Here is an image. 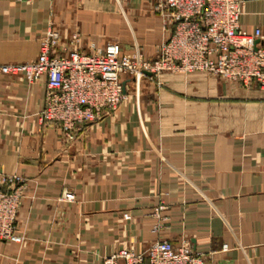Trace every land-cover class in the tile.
<instances>
[{
	"label": "crops",
	"instance_id": "obj_1",
	"mask_svg": "<svg viewBox=\"0 0 264 264\" xmlns=\"http://www.w3.org/2000/svg\"><path fill=\"white\" fill-rule=\"evenodd\" d=\"M241 25L264 32V0H244ZM50 27L62 48L147 58L172 31L151 0H0V65L36 59ZM125 83L127 101L69 140L41 120L45 79L0 76V172L26 179L24 241L0 242V264H103L158 240L264 264V91L202 72Z\"/></svg>",
	"mask_w": 264,
	"mask_h": 264
},
{
	"label": "built area",
	"instance_id": "obj_2",
	"mask_svg": "<svg viewBox=\"0 0 264 264\" xmlns=\"http://www.w3.org/2000/svg\"><path fill=\"white\" fill-rule=\"evenodd\" d=\"M151 1L165 25L172 26L153 58L141 51L125 53L119 43L91 52L62 48L59 32L50 27L36 59L2 64L0 76H24L30 83L45 79L48 92L41 120L58 126L69 140L127 101L128 78L154 80L165 72H202L264 91V32L242 28L244 0ZM25 196L24 177L0 172V242L24 241L17 220ZM62 200L74 202L75 196L66 192ZM228 250L225 244L223 251ZM103 264H207V258L188 242L158 240L142 253L121 248L106 256Z\"/></svg>",
	"mask_w": 264,
	"mask_h": 264
},
{
	"label": "rangeland",
	"instance_id": "obj_3",
	"mask_svg": "<svg viewBox=\"0 0 264 264\" xmlns=\"http://www.w3.org/2000/svg\"><path fill=\"white\" fill-rule=\"evenodd\" d=\"M137 51H139V50H137ZM135 52H136V51H135ZM135 52H134V53H135ZM134 53H133V54H134ZM163 74H164V73H163ZM161 76H162V75H161ZM161 76H160V77H158V78H155L154 80H158V79H160V78H161ZM139 78H144V77H139ZM139 78L137 77V78H132V79H133V80H137V79H139Z\"/></svg>",
	"mask_w": 264,
	"mask_h": 264
},
{
	"label": "water",
	"instance_id": "obj_4",
	"mask_svg": "<svg viewBox=\"0 0 264 264\" xmlns=\"http://www.w3.org/2000/svg\"><path fill=\"white\" fill-rule=\"evenodd\" d=\"M149 74V73H148Z\"/></svg>",
	"mask_w": 264,
	"mask_h": 264
}]
</instances>
